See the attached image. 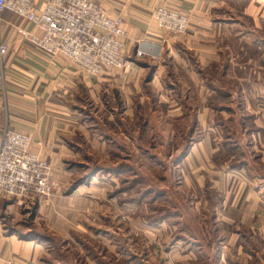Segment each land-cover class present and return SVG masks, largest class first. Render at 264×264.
<instances>
[{
    "label": "crops",
    "instance_id": "0c3cea01",
    "mask_svg": "<svg viewBox=\"0 0 264 264\" xmlns=\"http://www.w3.org/2000/svg\"><path fill=\"white\" fill-rule=\"evenodd\" d=\"M94 2L120 17L126 32V53L133 56L137 48L145 56L134 58L130 71H108L98 79L87 78L64 59L47 58L30 47L17 31L31 30V25L9 12L2 13L0 43L8 51L0 74V130L7 127L30 136L31 150L50 165L62 190L70 172L67 163L86 152L77 143L86 137V127L77 123L73 112L76 103L110 90L113 97L127 94L128 109L142 87V93L152 97L146 101L149 109H160L164 103L165 111L178 120L185 117L193 127L191 144L169 154L182 175L180 187L196 194L191 205L198 208L197 215L204 206L212 207V229L192 232L196 245L187 251L190 260L194 264H264L261 24L254 19V34L246 32L248 25L241 19L246 7L241 4L236 11L239 20L217 22L216 0ZM160 6L187 15L185 36L171 38L157 30L152 13ZM216 31L221 37L215 36ZM131 141L134 144L133 138ZM126 148L128 153L129 146ZM80 190L73 187L63 198L56 192L47 203L39 202L36 213L45 211L52 223L62 209L63 224L68 225L73 214L80 216V197L76 195ZM0 203V264H51L45 258L52 249L5 223L8 214H14L12 221L19 220L20 209L10 200Z\"/></svg>",
    "mask_w": 264,
    "mask_h": 264
},
{
    "label": "rangeland",
    "instance_id": "374dc122",
    "mask_svg": "<svg viewBox=\"0 0 264 264\" xmlns=\"http://www.w3.org/2000/svg\"><path fill=\"white\" fill-rule=\"evenodd\" d=\"M256 1L216 0L214 17L217 22L239 20L236 11L241 4L246 7L241 18L248 25L246 32L254 34L256 19L261 24L259 36L264 37V0L261 4ZM228 7L232 11L224 12ZM215 36L221 37V33L216 31ZM142 90L136 91L128 109L127 94L113 97L110 90L98 97H83L73 109L77 123L86 127V137L77 142L86 152L69 160L65 189L57 193L63 198L73 187H80L76 194L80 216L73 214L66 225L62 209L52 223L45 211L37 214L39 202L47 203L55 193L16 206L20 209L17 221L11 220L14 214L6 216V224L52 249L45 258L49 263L194 264L187 254L196 245L192 232L212 229V207L204 206L197 215L198 208L191 205L196 194L180 187L182 175L174 157H169L191 144L193 127L185 117L178 120L165 111L164 103L160 109H149L146 101L151 96ZM51 176L56 179L55 174ZM63 227L65 237L61 236Z\"/></svg>",
    "mask_w": 264,
    "mask_h": 264
},
{
    "label": "built area",
    "instance_id": "2783aa9c",
    "mask_svg": "<svg viewBox=\"0 0 264 264\" xmlns=\"http://www.w3.org/2000/svg\"><path fill=\"white\" fill-rule=\"evenodd\" d=\"M9 12L31 25L18 29L30 47L47 58H62L80 75L98 79L104 72L130 71L133 59L145 54L126 53V32L118 16H112L94 0H0V15ZM157 30L171 38L189 29L186 14L164 6L152 13ZM37 32H40L38 34ZM7 46L0 43V74ZM30 136L4 127L0 130V202L26 205L35 197L47 198L61 190L51 176L50 165L31 150Z\"/></svg>",
    "mask_w": 264,
    "mask_h": 264
}]
</instances>
